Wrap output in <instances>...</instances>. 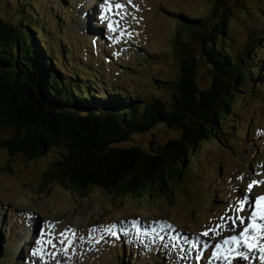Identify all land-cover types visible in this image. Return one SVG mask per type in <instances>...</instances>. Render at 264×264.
I'll use <instances>...</instances> for the list:
<instances>
[{
    "label": "rangeland",
    "instance_id": "1",
    "mask_svg": "<svg viewBox=\"0 0 264 264\" xmlns=\"http://www.w3.org/2000/svg\"><path fill=\"white\" fill-rule=\"evenodd\" d=\"M23 1L35 3L39 23L49 31L55 30L54 16L68 8L71 24L47 42L56 46L62 38L79 55L69 53L73 74L168 99L166 86L156 80L174 77L178 71L170 51L174 20L179 12L203 16L212 0ZM23 1L0 0L3 16L16 22L12 4ZM118 4L123 7H115ZM106 5H111L108 11ZM110 21L118 22L115 31ZM228 33L238 48L246 46L250 34L261 36L264 45V0H254L251 8L237 12ZM153 51L161 53L156 64L147 61ZM262 66L264 75V62ZM202 71L206 78L200 83L206 86L208 74ZM256 91L236 99L232 117L247 136L210 141L198 154V168H189L180 183L172 177L173 191L161 190L156 197L120 199L99 188L72 192L57 184L44 187L45 171L60 158V148L27 160L21 154L10 155L0 144V239L2 245L13 240L7 254L12 259L21 255L19 264H262L257 250H247V258L232 257L236 252L231 251L225 262L213 251L222 245L234 247L221 239L241 229L239 220L235 228L227 223L237 215L235 209L245 194L249 202L264 195V183L248 189L253 181H264V82ZM8 134L0 130V139ZM154 134L163 143L180 132L157 126L133 135L124 145L148 149ZM249 209L245 206L239 215L247 217ZM112 225L116 235L105 230ZM257 242L264 245V236ZM38 248L42 251L34 254Z\"/></svg>",
    "mask_w": 264,
    "mask_h": 264
},
{
    "label": "trees",
    "instance_id": "2",
    "mask_svg": "<svg viewBox=\"0 0 264 264\" xmlns=\"http://www.w3.org/2000/svg\"><path fill=\"white\" fill-rule=\"evenodd\" d=\"M252 5L254 0H212L203 16L179 12L170 42L177 74L156 80L166 86L168 99L73 74L69 53L79 55L62 38L56 46L47 42L71 24L68 8L54 16V31L39 23L34 2L12 4L16 22L0 9V130L9 131L1 146L27 160L60 148L44 187L99 188L113 198L140 200L172 192V177L180 183L189 168H198V154L210 141L247 136L232 117L236 99L256 95L264 82V45L261 36L250 34L246 46L236 47L228 25ZM159 54L149 52L147 61L160 62ZM203 69L206 86L200 83ZM157 126L180 135L161 143L154 134L148 149L124 145ZM12 243L11 237L4 245L0 239V264L20 263L21 255L7 254Z\"/></svg>",
    "mask_w": 264,
    "mask_h": 264
},
{
    "label": "snow or ice",
    "instance_id": "3",
    "mask_svg": "<svg viewBox=\"0 0 264 264\" xmlns=\"http://www.w3.org/2000/svg\"><path fill=\"white\" fill-rule=\"evenodd\" d=\"M115 7L122 8L123 5L118 4ZM110 8H111V5H106L105 11H108ZM118 14L119 13H117V15ZM117 23L118 22L116 21H110L109 27L112 28L113 31H115V25ZM258 183H264V181H253L252 183H250L248 185L249 191L251 190L253 186H255ZM246 205L252 209L250 215L248 217L240 216L239 213L244 211ZM235 212L237 213V215L234 218H230L231 223L234 228L237 226V223H236L237 220H239L241 225L245 223L246 219L250 220L251 223L247 224V226H245L242 229V231L239 232L238 235H233L229 237V239L225 240L224 243L227 244L229 243V241H231L237 246V248L247 247L250 251L257 250L260 253V255L257 258L261 260L262 264H264V245L248 242L250 239L253 241H259L260 238L264 236V223H257L258 218L261 221H264V195L258 198H253L252 201L249 203L248 196L247 194H245L244 198L238 202V206L236 207ZM133 227H136V222H133ZM114 229H115V225H112V226H109V228L105 230L109 231L112 235H116L117 233L114 231ZM250 230H255L256 235L250 237L249 236ZM121 231H124V230L121 229ZM207 234H208L207 232L204 233V235H207ZM38 243H40L41 245L45 243V241L43 240V237H41ZM193 246L195 247V245ZM41 251H42V248H38L36 250V253L34 254H39ZM229 251L231 252L232 249H229ZM216 255L218 256L219 253H217ZM236 255L247 258L248 253L244 251H238L236 252Z\"/></svg>",
    "mask_w": 264,
    "mask_h": 264
},
{
    "label": "bare ground",
    "instance_id": "4",
    "mask_svg": "<svg viewBox=\"0 0 264 264\" xmlns=\"http://www.w3.org/2000/svg\"><path fill=\"white\" fill-rule=\"evenodd\" d=\"M98 2V1H97ZM101 11V13H103V14H105V10L103 11V9H101L100 10ZM104 16V15H103ZM102 17V16H101ZM251 202V201H250ZM249 202V203H250ZM247 206V205H246ZM251 211H252V209L250 208L249 209V215H250V213H251ZM248 215V216H249ZM247 216V217H248ZM247 220V219H246ZM245 220V221H246ZM247 224H249L250 222H249V220H247ZM257 222L258 223H264V221H261L259 218H258V220H257ZM237 223V222H236ZM247 224L246 225H242V227H241V229L237 232V234H233V235H238L239 234V232L240 231H242V229L245 227V226H247ZM227 225H230V226H233L232 225V223H231V220H229L228 221V223H227ZM34 228V227H33ZM32 228V229H33ZM32 229H31V231H30V234L32 233ZM233 235H231V236H233ZM256 235V232H255V230H250V233H249V236L250 237H252V236H255ZM219 240V239H218ZM217 240V241H218ZM223 242L225 241V240H228V239H221ZM230 243H232L231 241H229ZM249 243H258L257 241H253V240H251L250 239V241H249ZM234 244V243H233ZM259 244V243H258ZM220 247H221V245H219ZM229 249H233L232 251H234V252H238V251H244V252H246L247 250H249L247 247H243V248H237V246L234 244V247L232 248L231 246H229V245H227V246H224V245H222V247H221V249H219V250H217V253H219V255L217 256L216 254V250L213 248V251L215 252V255H214V257H221L223 260H224V262L227 260V257H228V254L230 253V251H229ZM251 251H254V250H251ZM239 257L238 255H235L234 254V256H232V257ZM237 261V260H236ZM227 264H229V261H227Z\"/></svg>",
    "mask_w": 264,
    "mask_h": 264
}]
</instances>
